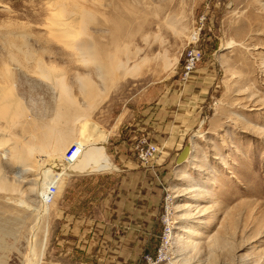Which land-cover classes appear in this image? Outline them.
I'll return each instance as SVG.
<instances>
[{
  "label": "rangeland",
  "instance_id": "rangeland-1",
  "mask_svg": "<svg viewBox=\"0 0 264 264\" xmlns=\"http://www.w3.org/2000/svg\"><path fill=\"white\" fill-rule=\"evenodd\" d=\"M49 1L0 0V69L8 65L14 74L13 81L8 80L12 85L0 75V85L12 87L28 110L27 119L10 128L9 134L34 142L32 124L46 127L57 114L58 102L51 85L37 74L39 60L47 64L54 61L55 73L63 74L73 87L82 110L78 113L88 114L90 123L105 131V138L109 136L107 131L115 130L120 115L127 112L131 117L127 109L159 106L162 120L156 131L149 126L152 132L159 135L182 128L186 136L178 146L180 153L190 147L187 162L177 165L173 157L165 169L162 216L168 214L173 226L166 264H264V0H67L70 7L77 5L95 12L100 24L109 18L112 21L114 9L120 8L121 15L128 19V33L133 34L130 38L126 34L108 53L125 63L130 59L129 67L145 64L138 72L120 77L115 86L91 103L79 93V75L90 73L101 85L96 66L78 64L77 53L61 47L64 45L51 35L50 19L56 5L50 6ZM169 22L174 26L169 24V28ZM91 32L85 35L86 40L85 36L81 39L92 38ZM97 36L103 44L110 41L108 33ZM51 41L53 45L58 43L53 46ZM48 45L56 53L53 59ZM190 49H199L203 60L184 79V55ZM144 58L150 62L144 63ZM181 95L186 111L183 125L178 127L169 107L175 108V96ZM75 128L69 124L66 127ZM117 135L116 129L109 139ZM74 140L75 134L64 154ZM159 151L158 156L169 153L167 148L159 147ZM40 159L36 155L24 163L33 166L42 161L45 165L20 181L15 175L19 164L0 156V175L15 188L0 189V264H51L50 255L55 254L50 226L57 196L42 221L33 208L40 205L36 193L46 178L43 171L53 169L57 161ZM46 225L48 236L42 249Z\"/></svg>",
  "mask_w": 264,
  "mask_h": 264
},
{
  "label": "crops",
  "instance_id": "crops-1",
  "mask_svg": "<svg viewBox=\"0 0 264 264\" xmlns=\"http://www.w3.org/2000/svg\"><path fill=\"white\" fill-rule=\"evenodd\" d=\"M175 98V108L169 110L180 127L186 107L183 95ZM159 109L155 104L127 109L131 117L124 112L115 130L107 131L103 144L114 169L62 176L50 226L51 264H140L145 255L156 254L163 230L165 169L173 157L176 163L186 136L182 128L153 133L149 126L155 130L160 125ZM116 129L118 135L110 140ZM142 139L169 153L141 164L134 148Z\"/></svg>",
  "mask_w": 264,
  "mask_h": 264
},
{
  "label": "bare ground",
  "instance_id": "bare-ground-1",
  "mask_svg": "<svg viewBox=\"0 0 264 264\" xmlns=\"http://www.w3.org/2000/svg\"><path fill=\"white\" fill-rule=\"evenodd\" d=\"M76 2H77V0H76ZM48 4H50V6L56 5L52 9L54 14L50 19L51 24H52V26L49 27L51 29L50 31L52 32V34L51 33L50 34L54 37V39L56 41H59L64 45L61 47L64 48L67 46L66 47L67 49L70 48L73 50V52L75 51V53H77V55L76 54H74V55H76V57L77 56L79 57L80 61L77 58V62H79L78 64H80V62H82V64L86 68H87V66H90V65L96 66V70L98 73L97 76L99 77L98 80L101 81L100 82L101 85H98V83L95 82V80L90 76V73L89 74L85 73L86 74L85 76H83L82 74H81L82 76L79 75V84H80L79 93L81 92V94L83 95L85 100H87L89 103H91L95 98L100 97L102 92L103 93L106 92L108 90V88L110 86H112L113 84L115 86V84L118 82L120 77H125L128 74H133L135 72H138L140 69H142L141 68L142 66H145L144 63L150 62V61L146 62L147 59L144 58V59H142L143 62L145 61L143 63L144 65L141 66L140 63H137L133 67H129V60L130 59L125 63V62L117 59L115 56H114L115 57L114 58L113 56L110 55V53H108V50L110 48H112L113 45L117 46V45L121 44L120 40L123 37L129 36V38H130V35L132 36V34H133V33L131 34L130 32L128 33V19H127V17H124L123 14L121 15V10H119L120 8L116 7L117 9L116 8L114 9V13H113L114 17L111 15L113 17L112 21L109 20L110 18L108 19L106 17L108 19L107 23H105V22H103L104 24L101 23L102 26H104V25L106 26V28H103L100 23H97L96 18H99L100 16L98 17L95 12H91V11L84 9L82 7H79L77 5L76 6L71 5V7H70L67 0H50ZM117 4L115 2V5H117ZM116 12H118V13L116 14ZM122 12H124V11H122ZM99 21H101V20L99 19ZM168 21H169V19H168ZM90 24H96V25H94L95 27H93V25H92V27H90L91 26ZM169 24L171 25L172 23L169 22L167 24V26ZM146 26L147 25L142 27V25H141V28H144ZM173 26H171V27H173ZM141 28H139V29H141ZM91 30H94V32L93 31L91 32ZM142 30H144V29H142ZM159 30H160V28H159ZM89 32L94 33L95 36L92 34L93 35V36L91 35L92 38L90 37V39L87 41H84L83 38L81 39L82 36H85V35L88 36ZM180 32H181V30H180ZM107 33L110 35V37H109L110 41H108L109 43L103 44V43H101V42H103V40L100 41L101 39L99 40L100 37L97 36V34L98 35H102V34L107 35ZM50 34H48V35H50ZM126 34H128V35H126ZM142 36H143V34H142ZM152 37H154V36H152ZM48 38H51V37H48ZM86 39H87V37L85 38V40ZM48 41H50V40L47 39L46 43H48ZM52 41H54L53 38H52ZM52 41H51V45H53ZM56 43H58V42H56ZM56 43L54 45H56ZM11 45H12V43H11ZM61 47L57 48V49L60 50ZM41 48L46 49V46L41 47ZM47 48H50V45H48ZM51 48H50V50H51ZM66 48H64V49H66ZM64 49L61 51H64ZM53 50H56V49H53ZM69 50H68V52L70 53L71 51H69ZM40 51L41 50L39 49L38 52H40ZM51 52H52V50H51ZM28 53H31V52H28ZM48 53L50 54V52H48ZM53 53L54 52H52L50 55H52ZM69 53L67 56L71 55V54L69 55ZM24 54L27 55V53H24ZM34 54H36V53H34ZM54 54H56V53H54ZM111 54H112V52H111ZM40 55H42V54H40ZM43 55H46V54L44 53ZM12 56H14V55H12ZM12 56H10L9 59ZM50 57H52V59H53V55ZM76 57H75V60H76ZM33 58H34V56H33ZM36 58H37V56H36ZM70 59H74V58L71 57ZM160 59H161V57H160ZM16 60H18V59H16ZM25 60L27 61V59H25ZM36 60L38 61V59H36ZM162 60H163V58H162ZM10 61H8L6 63H9ZM13 61L17 63V61H15V60H13ZM34 61H35V58H34ZM39 61L36 62V63H38L37 74H39V76L41 77L40 79H44L43 81L46 80V83L48 81V84L51 85L52 94L55 97V99H57L56 102H58L57 107H56L57 108L56 109L57 114H56V116L54 115L55 118L51 121V123L48 124V126H46L47 128L43 127V126L42 127L38 126L39 124L38 125L32 124L33 127L32 126L31 127H32L33 131L35 132V134L32 133L31 136H32V139L34 142L23 141L21 138H15V136H11L9 134L10 128L12 129L13 127L18 126L23 121V119H25V118L27 119V113H28L27 111L28 110L26 109L25 105L23 104L22 100L18 97V95L16 96L14 89L12 87L6 85V84H11V83H9L10 81H8V80H11L13 78L14 74L12 72V69L8 65L4 66L2 69H0V75H1V77H3L8 82L6 83V81H5L6 84L0 85V124L3 123L2 121H4L7 128L5 127V129L4 128L2 129V127L0 125V156L4 155L7 157H10V159L13 162L19 164V168H18L15 175L18 178V180H20V181L26 180L25 175H27L28 173H30V174L34 173L35 174V172H38L45 165L44 163H42V161H39L38 164L35 163L36 166H34L35 165L34 163H33V166H27V164H24V163H27L28 160H32L33 158H35L36 155H39L41 159L52 158V160L57 161L55 163L56 165H53V169H51L52 171L50 169H45L43 171L42 174H44L46 178H45V181L42 184L41 188L38 189L37 193H36L37 198L39 199L40 205L37 208H33V212L36 213V215L38 217L37 219L40 222V221H42V218L44 216H47L50 213V207H51L50 204L51 203H48L47 188L49 187L51 181L55 182V179L57 176H63V175H68V174H73V173H86L89 171L100 172V171L112 170V169H114V164L109 159L107 152H106V149H105V146L103 144L104 140H106L105 139V136H106L105 131L101 127H98L95 124H93V122L90 123V118H89L90 116L88 114H79L78 113L82 110L78 106L79 103L77 104V102H76V99L74 97L75 94L73 95L74 92L72 93L73 87L68 84L69 83V82H67L68 80L66 81L64 75L60 74L58 71H57L58 73H55V70H57V69H53V68H55L53 66L55 64L54 61H53L54 64L53 63L47 64L46 63L47 61L46 62H44L42 60H39ZM19 63H20V60H19ZM28 63H30V62H28ZM162 63H164V62L162 61ZM170 63L171 62H169V64ZM83 65H82V67H84ZM163 65H165L167 67V63H164ZM75 67H76V65H75ZM16 71H18V69ZM19 72H20V70H19ZM77 75H78V73H77ZM74 77H76V75ZM77 78H75V79H77ZM13 79H12V81H13ZM74 87H75V85H74ZM76 112H77V115L75 114ZM68 124H69V126L74 125V127H76V128L68 130L69 128L66 129ZM27 125H28V123H27ZM60 127H63V129H61ZM74 134H75V137L77 140V141L74 140V143H77L81 146L82 152L73 163L67 164V163H65V160H64V157H65L64 150H66L65 148L69 143L70 137H72ZM27 136H28V134H27ZM32 139L30 138L31 141H32ZM4 150H5V152H3ZM57 153L59 154V156H57L58 155ZM55 156H57V157H55ZM37 168H38V171H37ZM55 170H59V172L57 173ZM44 175L42 178H44ZM51 177H54V178L49 179ZM53 182H51V183H53ZM16 184L18 185L17 182H16ZM57 185H58V187H60L61 184L59 182H57ZM10 187H12V186L10 184H7V182H4L3 178L0 175V189H2V190L10 189L11 190L13 187L12 188H10ZM13 189H15V188H13ZM10 190H8V191H10ZM38 225L36 224V226H38ZM33 230H35V229H33ZM36 232H38V231H36ZM35 235L36 234L31 236V239L33 240V246L35 243V241H34V239L36 237ZM47 236H48V227L46 225L45 226V234H44V238L42 241V249L45 248V245L47 242ZM30 244H32V243H30ZM36 247H37V245H36Z\"/></svg>",
  "mask_w": 264,
  "mask_h": 264
},
{
  "label": "built area",
  "instance_id": "built-area-1",
  "mask_svg": "<svg viewBox=\"0 0 264 264\" xmlns=\"http://www.w3.org/2000/svg\"><path fill=\"white\" fill-rule=\"evenodd\" d=\"M185 64L183 68L184 79H186L203 60V53L199 49H190L185 55ZM137 158L143 165H149L159 154V148L156 145L149 143L146 139L138 141L134 148ZM82 148L79 144H72L65 153V163H73L81 154ZM62 176H57L54 183H51L47 188L48 203H52L55 200L58 192L57 182L61 180ZM167 213V211H166ZM163 231L161 235L160 245L155 255H145L143 262L140 264H166L169 262L168 246L172 239L173 226L170 222L168 214L162 216Z\"/></svg>",
  "mask_w": 264,
  "mask_h": 264
},
{
  "label": "water",
  "instance_id": "water-1",
  "mask_svg": "<svg viewBox=\"0 0 264 264\" xmlns=\"http://www.w3.org/2000/svg\"><path fill=\"white\" fill-rule=\"evenodd\" d=\"M189 156H190V147L188 146L179 154L176 160L177 165H182L183 163L187 162Z\"/></svg>",
  "mask_w": 264,
  "mask_h": 264
}]
</instances>
